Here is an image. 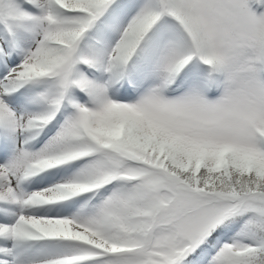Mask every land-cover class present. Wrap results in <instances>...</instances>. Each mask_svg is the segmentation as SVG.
I'll return each mask as SVG.
<instances>
[{
	"label": "snow or ice",
	"instance_id": "snow-or-ice-1",
	"mask_svg": "<svg viewBox=\"0 0 264 264\" xmlns=\"http://www.w3.org/2000/svg\"><path fill=\"white\" fill-rule=\"evenodd\" d=\"M0 264H264V0H0Z\"/></svg>",
	"mask_w": 264,
	"mask_h": 264
}]
</instances>
